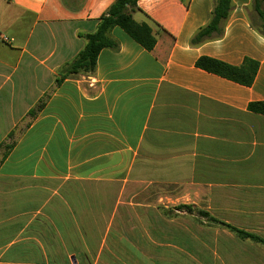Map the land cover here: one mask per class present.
I'll return each instance as SVG.
<instances>
[{
  "label": "crops",
  "instance_id": "crops-1",
  "mask_svg": "<svg viewBox=\"0 0 264 264\" xmlns=\"http://www.w3.org/2000/svg\"><path fill=\"white\" fill-rule=\"evenodd\" d=\"M114 0H0V264H264V38L232 0L222 39L190 46L212 0H138L156 46L116 27L66 76ZM260 68L245 87L196 67ZM42 105L34 117L31 110Z\"/></svg>",
  "mask_w": 264,
  "mask_h": 264
},
{
  "label": "trees",
  "instance_id": "trees-1",
  "mask_svg": "<svg viewBox=\"0 0 264 264\" xmlns=\"http://www.w3.org/2000/svg\"><path fill=\"white\" fill-rule=\"evenodd\" d=\"M214 7L209 23L200 28L190 40V46L200 47L205 43L220 40L225 34V26L230 18L233 4L232 0H212ZM138 0H114L108 12L101 17L97 29L94 33L85 35V47L78 54L76 59L65 69L66 76L75 74H92L96 71L97 61L100 53L104 49H118L119 43L111 36L114 28L122 29L133 41L138 43L147 51H152L156 46V37L152 27L147 23H138L133 13L138 10ZM252 14L250 24L252 28L264 38V0H252ZM196 67L206 72L212 73L239 85L251 87L257 77L260 64L250 58H246L240 66H232L222 61L202 57L196 62ZM42 105L30 111V117H34L40 111ZM249 111L264 116V101L249 104ZM160 214L166 219L180 217L177 212H186L195 215L194 221L202 223L206 219L208 224L220 225L231 233L242 239L264 246V239L242 232L230 225L216 220L211 215L197 210L192 205H178L174 207L159 206Z\"/></svg>",
  "mask_w": 264,
  "mask_h": 264
}]
</instances>
